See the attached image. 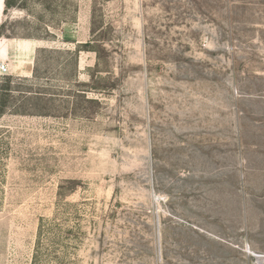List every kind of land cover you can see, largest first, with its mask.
I'll list each match as a JSON object with an SVG mask.
<instances>
[{
    "label": "rangeland",
    "instance_id": "1",
    "mask_svg": "<svg viewBox=\"0 0 264 264\" xmlns=\"http://www.w3.org/2000/svg\"><path fill=\"white\" fill-rule=\"evenodd\" d=\"M4 1L56 95L0 119V264H264V0Z\"/></svg>",
    "mask_w": 264,
    "mask_h": 264
},
{
    "label": "trees",
    "instance_id": "2",
    "mask_svg": "<svg viewBox=\"0 0 264 264\" xmlns=\"http://www.w3.org/2000/svg\"><path fill=\"white\" fill-rule=\"evenodd\" d=\"M5 13L12 9H21L25 8L24 0H5ZM4 24H1L0 31L3 29ZM2 33H0V45L3 41ZM8 39H12L15 37H7ZM93 43H82L78 44L80 48H88L91 47ZM81 51V50H79ZM93 51V50H88ZM76 52L68 51L69 55L72 57H76ZM49 53L54 56L56 54H60L58 50L49 49ZM37 60V59H36ZM34 73L31 78L29 77H13L11 75L0 76V119L4 118L6 115H15V116H36V117H52L53 110L55 108L54 99L56 95V89L54 85L51 84V79L48 77H43L40 72L39 67L36 65ZM46 78L47 81H44ZM77 85H81L79 80L76 81ZM71 92V91H70ZM82 90H77L75 94H81ZM1 132V131H0ZM63 194L60 193V197ZM65 205H69L65 203ZM65 209H62L64 211ZM61 214H58V217H61ZM59 218L55 217L52 219H42L38 240L41 242L43 237L47 238L50 235H54L57 241L60 244V248L63 249L64 240L71 238H78V234L75 233L76 229H79L76 226L67 227L64 226L70 218L65 216L63 218V223H58ZM62 245V246H61ZM61 254V253H60ZM39 258H35V262L37 263ZM61 259V257H59Z\"/></svg>",
    "mask_w": 264,
    "mask_h": 264
},
{
    "label": "crops",
    "instance_id": "3",
    "mask_svg": "<svg viewBox=\"0 0 264 264\" xmlns=\"http://www.w3.org/2000/svg\"><path fill=\"white\" fill-rule=\"evenodd\" d=\"M0 24H2V23H0ZM2 44H3L2 47H3L4 51L2 52V56L0 57L1 61H4L5 59L9 60L10 57L14 54L13 51L15 50V48L18 49V47H20V46H24L25 48H27L28 55L31 58L30 59V68L18 69V71H17L14 69L13 64L10 63L12 70H14L13 73L11 74V76H27V77L30 76V73H33L37 51L39 48H41V47H39L40 41L35 40V39H20V38L8 39V38H3ZM13 74H15V75H13Z\"/></svg>",
    "mask_w": 264,
    "mask_h": 264
},
{
    "label": "built area",
    "instance_id": "4",
    "mask_svg": "<svg viewBox=\"0 0 264 264\" xmlns=\"http://www.w3.org/2000/svg\"><path fill=\"white\" fill-rule=\"evenodd\" d=\"M8 74V65L0 63V76H6Z\"/></svg>",
    "mask_w": 264,
    "mask_h": 264
}]
</instances>
